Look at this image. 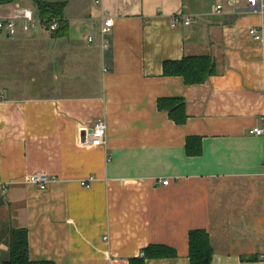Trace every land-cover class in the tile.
Masks as SVG:
<instances>
[{"label":"crops","instance_id":"1","mask_svg":"<svg viewBox=\"0 0 264 264\" xmlns=\"http://www.w3.org/2000/svg\"><path fill=\"white\" fill-rule=\"evenodd\" d=\"M48 1L66 2L65 36L0 38V255L23 228L33 261L133 264L161 244L176 256L144 264H189L188 232L204 229L210 264H264V133H249L264 129V14L247 0ZM101 10L113 18L103 35ZM192 55L215 73L193 84L163 73ZM160 98L182 99L184 121ZM97 120L105 143L91 146Z\"/></svg>","mask_w":264,"mask_h":264},{"label":"trees","instance_id":"2","mask_svg":"<svg viewBox=\"0 0 264 264\" xmlns=\"http://www.w3.org/2000/svg\"><path fill=\"white\" fill-rule=\"evenodd\" d=\"M18 0H0L1 4L12 3ZM38 16L59 18V28L55 35L65 36L68 31V22L63 17L65 1L29 0ZM165 75H179L188 84L205 81L215 73V65L208 55H192L182 57L180 60H167L163 62ZM158 107L168 112L173 120L184 121V101L180 98H160ZM189 140V139H188ZM8 255L0 260V264H53L49 261H33L28 256L26 230L11 228L8 231ZM174 248L161 244H149L143 249V258L132 260L133 264H144V258L176 256ZM213 250L209 235L204 229H192L188 232L189 264H210Z\"/></svg>","mask_w":264,"mask_h":264},{"label":"built area","instance_id":"3","mask_svg":"<svg viewBox=\"0 0 264 264\" xmlns=\"http://www.w3.org/2000/svg\"><path fill=\"white\" fill-rule=\"evenodd\" d=\"M233 4L239 2V0H230ZM95 3L99 4V0H95ZM248 10L259 11L264 14V4L259 0H247V5L245 7ZM215 9L219 11L221 9V4H217ZM100 19L102 21L100 26V33L103 35L113 26V18L107 15V13L101 10ZM180 22L184 24H189L190 17L186 16L182 20L180 15H175L173 17V25H177ZM60 25L59 18H47L38 16L34 8L31 6H18L15 13L12 16L1 17L0 16V32L3 34H8L9 36H14L19 32H34V31H50L55 32ZM264 28V22L261 26ZM249 33L254 39H261L262 36L257 32V29L252 27L249 29ZM92 38L88 37L90 41ZM103 46H107L103 43ZM105 133L106 124L103 120H97L90 127V129L84 130V141H86L91 146H99L105 143ZM250 134L261 135L264 133V129L259 126H253L249 129ZM49 178L46 174L41 172H35L31 174L28 181L36 184L39 188L43 189L49 182ZM88 180H91L89 178ZM168 178L162 180L163 184H168ZM81 184L88 186L87 180L81 181Z\"/></svg>","mask_w":264,"mask_h":264},{"label":"rangeland","instance_id":"4","mask_svg":"<svg viewBox=\"0 0 264 264\" xmlns=\"http://www.w3.org/2000/svg\"><path fill=\"white\" fill-rule=\"evenodd\" d=\"M213 1L214 0H204V2L206 4H209V5L212 4ZM25 3H27L29 6L33 7V4L29 0L28 1L26 0ZM188 3L195 5V1L194 0H188ZM48 32H50V31H46V32L45 31H41L40 33H41V36H43V35L48 34ZM0 38H4V35L1 32H0ZM7 255H8V252L6 254L2 255V256L0 255V260L4 259L5 257H7Z\"/></svg>","mask_w":264,"mask_h":264},{"label":"water","instance_id":"5","mask_svg":"<svg viewBox=\"0 0 264 264\" xmlns=\"http://www.w3.org/2000/svg\"><path fill=\"white\" fill-rule=\"evenodd\" d=\"M6 36L8 37L9 35H8V34H6Z\"/></svg>","mask_w":264,"mask_h":264}]
</instances>
